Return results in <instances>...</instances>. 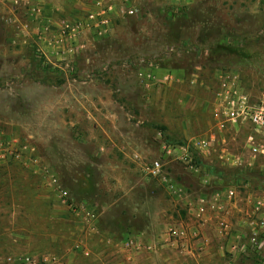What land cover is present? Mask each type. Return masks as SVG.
<instances>
[{
	"label": "rangeland",
	"instance_id": "374dc122",
	"mask_svg": "<svg viewBox=\"0 0 264 264\" xmlns=\"http://www.w3.org/2000/svg\"><path fill=\"white\" fill-rule=\"evenodd\" d=\"M132 7L136 14L115 19L106 37L64 43L54 54L41 41L24 39L15 22L21 10L0 0V142L13 139L16 151L25 148L20 158L0 161V264H22L6 262L9 257H28L32 264H51L54 257L62 264L94 263L99 251L89 246L101 237L69 213L48 179L55 176L74 202L93 209L98 227V198L110 195L111 203L118 193L97 165L120 161L100 149L101 130L144 136L148 149L141 161L160 159L193 201L229 187L240 194L264 193L258 167L248 175L255 181L249 187L234 185L232 178L244 177V168L222 162L220 151L244 154L250 129L218 127L212 106L225 72L253 98L264 95V0H194L185 8L132 0ZM73 15L83 18L85 11ZM209 134L215 136L211 147L193 152V162L201 164L198 172L162 153L163 144L182 145ZM203 165L213 166L223 181L207 179ZM109 176L114 179L117 171ZM148 188L152 211L170 215L174 206L160 185L153 181ZM125 206L121 211L129 214ZM153 214L160 224L161 213ZM144 231L145 237L150 231ZM234 261L261 264L250 252Z\"/></svg>",
	"mask_w": 264,
	"mask_h": 264
},
{
	"label": "crops",
	"instance_id": "0c3cea01",
	"mask_svg": "<svg viewBox=\"0 0 264 264\" xmlns=\"http://www.w3.org/2000/svg\"><path fill=\"white\" fill-rule=\"evenodd\" d=\"M92 0L78 2V0H35L26 8L21 4L17 9L21 10L18 20H15L19 26V32L27 39L30 37L33 41H41L45 51L53 52L62 49L65 45L60 41L58 34L59 26L63 16L67 15L71 22L83 19L87 12L92 8ZM69 10L67 14H63V10ZM38 11L37 13L32 10ZM85 11V16L79 18L73 15L74 10ZM11 10H14V8ZM10 10V13L12 11ZM73 12V13H71ZM48 35V36H47ZM41 38V39H40ZM44 39V41H43ZM219 127L221 123L215 121ZM98 137L102 138L104 143L101 150L110 154L113 158L120 161H105L101 165H97L98 170H103L104 175L114 181L117 188L116 199L109 202L110 195L104 200L98 198L100 204V213L98 221V230L92 231L90 234L97 233L101 239L94 245L89 246L91 250L99 251L96 259L92 261L96 264H221L224 256L227 257L226 264L235 262L232 260L229 252H231L232 244H242L244 238L248 235V219L250 213V191L246 190L244 194L237 193L234 203L228 207L227 221L233 225L236 234L230 239H223L220 231L216 227V221L222 216L219 211L207 212L200 218L196 216V203L191 200H185L180 203L173 204L170 215L162 210L152 211L150 208L152 197L148 193L149 182L145 181L140 174L142 153H146L147 144H143L144 136L140 133H131L125 130L118 131H98ZM13 141V139H12ZM108 157H105L107 159ZM130 166L134 169L130 170ZM111 171H117V177H110ZM132 172V173H131ZM113 175V174H112ZM111 175V176H112ZM207 179H214L207 176ZM218 181V180H217ZM106 193L112 192L106 187ZM104 190V191H105ZM226 190V189H225ZM224 191V190H223ZM213 194V193H212ZM114 194L112 195V197ZM135 196V197H133ZM139 201H131V197ZM111 197V198H112ZM144 197V198H143ZM194 203H193V202ZM144 202V203H142ZM128 205L131 212H123L121 209ZM120 207L119 211H114V207ZM178 206V210H176ZM161 213L159 218L160 224H156V214ZM179 213H182L180 217ZM105 219V222H103ZM138 219L143 220L145 225H141ZM138 221V222H137ZM153 224V226H152ZM175 226L178 228L181 237L176 244H169L168 228ZM154 228V230L151 228ZM144 230H149L144 237ZM117 235V236H116ZM142 237L144 244H150L152 240L158 239L164 248L154 253L141 250L134 252L128 250L124 246V242L130 238ZM89 256L91 253H88ZM95 255V254H94ZM93 263V264H94Z\"/></svg>",
	"mask_w": 264,
	"mask_h": 264
},
{
	"label": "built area",
	"instance_id": "2783aa9c",
	"mask_svg": "<svg viewBox=\"0 0 264 264\" xmlns=\"http://www.w3.org/2000/svg\"><path fill=\"white\" fill-rule=\"evenodd\" d=\"M33 1L35 0H10V3L15 8L21 4L28 8ZM162 1L172 8H185L194 2V0ZM91 6L92 9L87 12L83 19L74 22L61 20L58 34L62 43H73L87 36L106 37L112 31L115 19L132 17L136 14V10L132 7V0H92ZM32 11L38 12L34 9ZM38 55L42 56L41 53ZM212 106L214 116L218 117L219 123L223 120L221 124H228L232 128L244 126L250 129V133L246 135L242 147L244 154L232 156L229 155V150L225 148L221 149L219 159L231 167L244 169L258 167L264 175V95L259 99L253 98L244 90L235 76L230 72H225L219 77L218 88L213 94ZM214 141L215 136L209 134L208 137L182 145L163 144L161 150L166 158L184 164L192 172H198L199 167L193 162V152L198 153L201 150L210 148ZM15 144L14 141L0 142V161L21 157L25 148L16 151ZM140 174L147 182H157L173 204L182 203L186 200L189 206L190 197L173 182L166 165L160 159L141 161ZM48 180L54 188L60 203L68 209L69 213L74 217H78L83 225L88 226L92 231H96L97 213L84 203L74 202L69 192L61 188L55 176L51 175ZM247 187H249V184L243 186V188ZM236 195L237 189L229 187L224 191L214 192L210 197H199L194 201L196 203L197 218L202 217L208 211L222 213V216L216 221V227L223 239H230L236 234L233 225L225 218L229 213L228 207L234 203ZM250 195L249 207L252 214L248 219V235L244 238L242 244H232L230 246L231 252H229V255L235 260L242 254L250 252L257 255L261 264H264V193L256 190L250 192ZM167 234L170 240L169 244H176L180 240L181 234L175 226L169 227ZM162 244L157 238L148 245L144 244L142 237L130 238L124 242V246L128 250L134 252L145 250L150 253L162 250L164 248ZM83 253L88 256V253L84 251ZM6 262L32 264L28 257H21L18 260L9 257ZM48 263L62 264L55 257L49 260Z\"/></svg>",
	"mask_w": 264,
	"mask_h": 264
},
{
	"label": "trees",
	"instance_id": "16d2710c",
	"mask_svg": "<svg viewBox=\"0 0 264 264\" xmlns=\"http://www.w3.org/2000/svg\"><path fill=\"white\" fill-rule=\"evenodd\" d=\"M195 164L197 166L201 165L199 161H195ZM202 167L204 169L203 171L205 172V175L211 176L213 178H216L217 180L223 181V177H221V175L218 174L214 170L213 166H211V165H203ZM253 170L254 169H244L243 173H245V176L241 177V178L234 176L232 178L234 185H237L235 183H241V184L245 185V184H251L252 182H255L253 179L249 178V176H248Z\"/></svg>",
	"mask_w": 264,
	"mask_h": 264
}]
</instances>
